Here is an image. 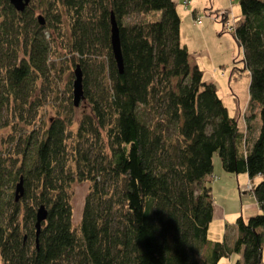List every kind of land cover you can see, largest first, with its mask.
Segmentation results:
<instances>
[{
  "label": "trees",
  "instance_id": "1",
  "mask_svg": "<svg viewBox=\"0 0 264 264\" xmlns=\"http://www.w3.org/2000/svg\"><path fill=\"white\" fill-rule=\"evenodd\" d=\"M237 2L240 12L228 32L249 77L248 108H256L259 123L255 136L253 117L240 132L214 84L190 63L180 43L175 2L47 3L54 22H59L50 14L55 4L70 15L69 51L75 54L73 70L78 65L89 109L76 128L74 172L67 163L69 122L59 117L41 133L23 137L14 157H0L1 264H217L231 253L241 256L235 264H261L264 0ZM32 12L31 7L15 11L0 0V105L24 112L35 103L30 99L34 81L46 76L44 31L53 27L50 19L38 23ZM225 12L219 16L221 29ZM110 14L118 28L120 71L110 50ZM213 154L226 172L245 173L251 181L259 177L250 181V193L260 213L245 220L238 215L230 242L225 235L213 242L206 236ZM75 178L89 181L91 191L73 227L67 190ZM19 179L22 193L14 199ZM39 205L46 216L35 243Z\"/></svg>",
  "mask_w": 264,
  "mask_h": 264
},
{
  "label": "rangeland",
  "instance_id": "2",
  "mask_svg": "<svg viewBox=\"0 0 264 264\" xmlns=\"http://www.w3.org/2000/svg\"><path fill=\"white\" fill-rule=\"evenodd\" d=\"M49 1L51 0H32L30 3L33 19L41 15L45 19L44 24H47L48 19L52 20L53 27L44 31L45 39L48 41L46 63L49 66L45 73L46 76L38 77L34 81L30 99H35V103L28 112L17 110L11 105L9 107L0 105V157H14L15 148L20 146L18 143H21L23 137L33 131L41 133L51 118L59 117L65 122H69L66 127L67 137L65 139L66 152L68 153L67 163L70 171L74 172L76 163L72 149L77 145L75 141L76 128L80 115L88 112L89 108L85 99L80 100L76 107L71 106V84L74 79L72 70L76 62L75 54L69 51V22L71 18L64 7L55 4V9L50 14L55 16L59 22H54L52 16H47L45 8V6L48 8ZM174 1L180 14L181 41L188 46L189 50L195 51L198 67L203 72V79L210 80L214 84L220 101L223 102L229 116L234 119L240 132H245L246 118L253 117L250 120V125L254 128L252 135L255 136L259 125L256 116L257 110L248 108L249 77L246 71L241 70L242 55L231 33L226 29L222 30L221 23H219V15L224 12L220 10L226 7L223 5L228 6V12L224 13L225 19L230 20L234 15L239 14L237 0H229L228 4L227 0H198L205 4H199L201 8L195 15L193 24L198 19L202 23L200 26L192 24L189 3L187 8H183L184 0ZM20 40L18 48H16L19 49L18 56H20L19 51L22 45ZM102 139L105 143L103 134ZM84 144L86 145V143ZM212 157V172L209 180L212 194L211 213L213 214L208 223L206 236L209 240L215 241L216 239L222 240L225 235L228 242L234 239L232 233L234 221L240 214L239 209L252 201V196L249 194L251 182L255 183L258 179L254 178L251 181L246 178L245 173H228L221 168L219 157L216 154H213ZM105 184V187H109L108 182ZM4 191L10 195L13 192V190L6 189ZM90 191L91 183L87 180L75 178L69 184L67 192L73 227H76L80 220L83 201ZM21 206L20 203L19 207ZM261 244V264H264V243ZM240 259V254L231 253L227 258H220L217 264H235Z\"/></svg>",
  "mask_w": 264,
  "mask_h": 264
},
{
  "label": "water",
  "instance_id": "3",
  "mask_svg": "<svg viewBox=\"0 0 264 264\" xmlns=\"http://www.w3.org/2000/svg\"><path fill=\"white\" fill-rule=\"evenodd\" d=\"M29 0H7V2L10 4V6L18 12H21L24 10V8L27 6ZM109 39H110V50L112 53L113 60L116 63L118 71H120L121 66H122V60H121V53L119 49V38H118V28L115 25L114 18L110 14L109 15ZM37 19L41 21L40 16L37 17ZM73 74V81H72V91H71V96H72V105L76 107L80 100L83 99L84 96H82V84H81V73L79 70L78 65L75 66V69L72 72ZM21 187V179L16 183L15 185V191H14V199L17 198V196L21 195L22 193V188ZM35 212V224H34V232H35V240L34 242L36 243V237L38 234V230L40 227V223L44 221V218L46 216V209H44L43 205H39L36 208Z\"/></svg>",
  "mask_w": 264,
  "mask_h": 264
},
{
  "label": "crops",
  "instance_id": "4",
  "mask_svg": "<svg viewBox=\"0 0 264 264\" xmlns=\"http://www.w3.org/2000/svg\"><path fill=\"white\" fill-rule=\"evenodd\" d=\"M173 2H175L174 0H171ZM187 4L189 3L190 4V7H189V13L191 14V20H192V24H193V20L195 19V16L197 13H199V8H201V5L199 4H202L204 2H200L198 0H186ZM229 0H227V4H228ZM187 4L183 6V8H187ZM205 4V3H204ZM223 6H226L225 8L221 9L220 11H227L228 12V6L227 5H223ZM178 8V6H176V2H175V8ZM217 10V9H216ZM176 13H178L177 9H176ZM239 14H236L234 15L236 18L238 17ZM178 16H179V22H180V14L178 13ZM197 25H202L201 22H199ZM195 24H193V26H197ZM180 29H181V26L179 27V36H180ZM180 43L187 48L188 50V58L190 60V63L191 64H196L198 66V61L196 60V56L194 54L195 51L193 50H189L188 46H186V44L182 43L181 41V36H180ZM210 81V80H209ZM247 178V177H246ZM259 180V177H255ZM249 179V178H247ZM237 180V178H236ZM225 186V185H223ZM251 195V193H249ZM212 195V194H211ZM252 196V195H251ZM212 199V197H211ZM239 212H240V216L242 217L243 220L247 219L249 216L251 215H255V214H258L260 213L259 209H258V206L255 202V200L253 199L252 197V201L248 202V205L247 206H242L240 209H239ZM213 214V213H212ZM212 217V216H211ZM225 234V233H224ZM223 234V235H224ZM233 236L235 238L236 234H235V226H234V230H233ZM224 237V236H223ZM218 240V239H216ZM215 240V241H216ZM232 241V240H231ZM213 242V241H212ZM230 242V241H229Z\"/></svg>",
  "mask_w": 264,
  "mask_h": 264
},
{
  "label": "built area",
  "instance_id": "5",
  "mask_svg": "<svg viewBox=\"0 0 264 264\" xmlns=\"http://www.w3.org/2000/svg\"><path fill=\"white\" fill-rule=\"evenodd\" d=\"M186 4H187V2H186V0H184V1H183V6L186 5ZM221 14H222V13H221ZM221 14H220V15H221ZM220 15H219V16H220ZM231 21H232L231 19H230V20H229V19H228V20L225 19V20H224V23L222 24V29H226V31H230V28H231L232 25H233V22H231ZM199 22H200V21H199L198 19H196V22H195V23H199Z\"/></svg>",
  "mask_w": 264,
  "mask_h": 264
},
{
  "label": "flooded vegetation",
  "instance_id": "6",
  "mask_svg": "<svg viewBox=\"0 0 264 264\" xmlns=\"http://www.w3.org/2000/svg\"><path fill=\"white\" fill-rule=\"evenodd\" d=\"M31 1H32V0H29V1H28L26 7H30V3H31ZM39 16H40V19H41L42 22H40V21L37 19L38 16H37L35 19L37 20L38 23L43 24V23L45 22V19H44L43 16H41V15H39Z\"/></svg>",
  "mask_w": 264,
  "mask_h": 264
}]
</instances>
